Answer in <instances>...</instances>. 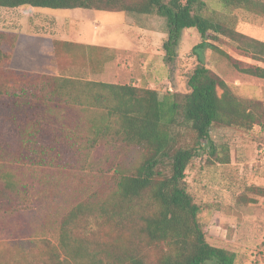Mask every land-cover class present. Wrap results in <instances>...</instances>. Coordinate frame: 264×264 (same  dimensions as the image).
I'll return each mask as SVG.
<instances>
[{"label":"trees","instance_id":"obj_1","mask_svg":"<svg viewBox=\"0 0 264 264\" xmlns=\"http://www.w3.org/2000/svg\"><path fill=\"white\" fill-rule=\"evenodd\" d=\"M218 2L264 17V0ZM205 5L204 0H0V8L11 10L84 8L161 16L166 27L162 43L166 60L175 56L184 29L193 28L200 36L190 50L198 63L187 77L189 92L178 99L180 95L173 92L159 96L154 89L89 78L114 59L116 50L107 45L55 38L51 45L56 74L11 68L19 34L0 29L1 103L27 108L32 115L49 103L59 108L98 107L111 118L112 135L142 153V160L132 167L117 164L109 178L99 181L53 221L51 237L33 238L20 246L11 264H236L235 252L207 241L198 217L200 207L184 179L185 169L201 140L206 141L214 162H230L228 144L210 138L211 126L239 131H250L254 125L264 128L263 101L236 97L204 65L203 49L220 53L241 73L264 79V66L235 59L216 44L228 39L238 54L264 63V41L240 32L225 19L204 15ZM217 88L222 90L220 95ZM179 126L192 132L193 146L175 145ZM52 127L44 122L26 133L22 149L13 155L17 164H52L58 158L52 154L51 141L58 138L68 140L60 141L67 154L87 160L98 139L110 130L104 119L89 121L87 133ZM164 157L170 161L167 175L160 167ZM81 161L76 160L79 168L84 167ZM0 180V212L11 213L29 200L24 179L2 162ZM251 190L264 193L255 186Z\"/></svg>","mask_w":264,"mask_h":264},{"label":"rangeland","instance_id":"obj_2","mask_svg":"<svg viewBox=\"0 0 264 264\" xmlns=\"http://www.w3.org/2000/svg\"><path fill=\"white\" fill-rule=\"evenodd\" d=\"M204 1V15L225 19L240 32L264 41V17L240 8H226L218 0ZM74 10L77 9L35 8L34 12L41 13L35 14L0 8V29L19 30L10 67L56 74L51 40L68 36L86 42L94 34L98 37L96 40L116 51L114 59L106 62L103 71L89 78L154 89L159 96L173 92L180 95L178 99L189 92L187 77L198 63L190 52L200 41L195 29L182 31L175 56L166 60L162 48L166 38L163 17L90 9L96 18L76 21L78 14ZM58 14L68 15V18L56 19ZM19 17L20 20L24 18L23 22H19ZM142 30H151V37L142 36ZM216 44L235 59L264 66V63L238 54L234 43L228 39L222 38ZM202 56L204 65L223 79L236 97L262 101L264 79L237 71L227 58L213 49H203ZM221 92V88H217L218 95ZM103 119L109 123L110 130L104 132V138L98 139L87 160L74 157L73 153L67 154L63 144L68 140L59 138V141H51L52 154L58 158L52 164H17L13 158L22 149L26 133L36 124L47 122L52 129L87 133L89 121L99 123ZM113 130L111 118L95 106L59 108L49 103L36 109L32 115L27 108L8 107L7 103L0 102V162L19 172L29 198L11 213L0 212V264H11L16 250L29 244L33 238L51 237L53 221H58L70 207L87 196L99 181L109 178L117 164L126 163L132 167L142 160V153L112 135ZM209 135L217 144L228 142L233 150L241 146L246 153L249 152V156L242 158L247 169L264 156V128L259 125H254L250 131L211 126ZM174 137L176 146L194 145L193 134L185 126L176 127ZM76 160H83L84 167L79 168L80 162ZM162 162L161 171L167 175L170 172L169 158L164 157ZM240 166L241 163L224 165L214 162L208 155L206 141L201 140L185 169L184 179L200 207L198 217L207 241L235 252L236 264H264V193L255 189L250 191L245 186V178L252 177H246Z\"/></svg>","mask_w":264,"mask_h":264},{"label":"crops","instance_id":"obj_3","mask_svg":"<svg viewBox=\"0 0 264 264\" xmlns=\"http://www.w3.org/2000/svg\"><path fill=\"white\" fill-rule=\"evenodd\" d=\"M73 9H77V10H74L78 14V17H76V21L85 20V19H89V18L91 19V18H94V17L96 18L95 12H93L90 9L88 11L81 10V8H73ZM13 11H15L16 13H19V12H22V11H30L31 13L41 14V13L34 12L33 11V8H29V7L14 8ZM42 14L43 15H48L47 13H42ZM31 15H34V14H31ZM55 17H56V19H58L57 17H60V18H63L64 19V18H68V15L58 14V15H55ZM20 18L21 17H19V22L21 23V22H23V19L24 18L22 17L21 20H20ZM16 20H17V18H16ZM8 29L14 30L17 33L19 31L18 29H11V28H8ZM140 34L142 36H145V37H151L152 31L151 30H142V32H140ZM18 38H19V36H18ZM96 38H98V37L93 34V35H91L89 37L88 41L83 42V43H86V44H95V45H106L105 43H101V41L96 40ZM63 39L72 40V39H69L68 36L66 38H63ZM74 41H77V40L74 39ZM51 42H52V40H51ZM79 42H81V41H79ZM51 47H52V45H51ZM118 49H120V48L118 47ZM15 50H16V45H15L14 51ZM14 51H13V53H14ZM51 51H52V49H51ZM11 60H12V58H11ZM95 80H98V79H95ZM262 101H263V104H264V98H262ZM230 136H233V134H230ZM227 144L229 146L230 162L229 163H226L224 165H233V164H239V163H241L242 164V167L240 166L241 172L246 177H252V178H245V186L246 187H249V189H250V187L253 185V187L256 186V187L262 188L264 190V156L262 158H260L259 161L255 160V162L253 163V167L251 169H247V168H245V166H244V164L242 162V158L244 156H249V152L246 153L245 152L246 150L244 148H241V146H239V148H235V150H233L232 145L229 144L228 142H227Z\"/></svg>","mask_w":264,"mask_h":264},{"label":"built area","instance_id":"obj_4","mask_svg":"<svg viewBox=\"0 0 264 264\" xmlns=\"http://www.w3.org/2000/svg\"><path fill=\"white\" fill-rule=\"evenodd\" d=\"M264 149V148H263Z\"/></svg>","mask_w":264,"mask_h":264}]
</instances>
